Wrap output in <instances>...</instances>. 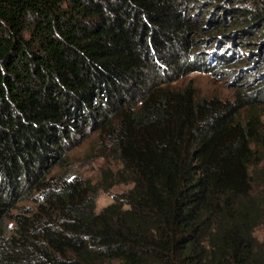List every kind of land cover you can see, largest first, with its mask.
<instances>
[{"label": "trees", "instance_id": "16d2710c", "mask_svg": "<svg viewBox=\"0 0 264 264\" xmlns=\"http://www.w3.org/2000/svg\"><path fill=\"white\" fill-rule=\"evenodd\" d=\"M261 106L264 0H0V264H264ZM92 135L122 171L52 175Z\"/></svg>", "mask_w": 264, "mask_h": 264}, {"label": "rangeland", "instance_id": "374dc122", "mask_svg": "<svg viewBox=\"0 0 264 264\" xmlns=\"http://www.w3.org/2000/svg\"><path fill=\"white\" fill-rule=\"evenodd\" d=\"M242 72V73H241ZM228 73V75H227ZM247 74L243 73L242 68H234V70L217 69L211 74L194 73L184 80L179 82L178 86L186 87L191 85L197 92L198 99H211L214 97L223 100H234L238 91L244 90V85L249 81L246 78ZM261 111L264 113V106H261ZM245 114L247 112H244ZM264 120V115H263ZM97 135H92L87 138L80 146L76 147L68 156V160L61 166H57L52 175L63 174L69 177L78 176L84 181H89L92 185L101 183L102 172L110 171L116 174L122 171V164L115 159L102 158L96 150ZM116 186L111 188L108 193H101L97 198V211L100 212L105 207L112 204L115 197L127 191L131 186L116 182ZM32 207L29 202H22L20 207ZM264 231H259V238L262 240Z\"/></svg>", "mask_w": 264, "mask_h": 264}]
</instances>
